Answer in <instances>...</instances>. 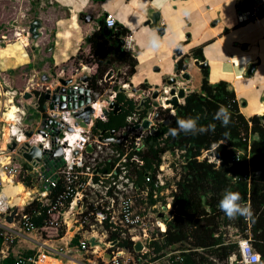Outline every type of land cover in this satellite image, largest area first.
<instances>
[{"label": "built area", "instance_id": "obj_1", "mask_svg": "<svg viewBox=\"0 0 264 264\" xmlns=\"http://www.w3.org/2000/svg\"><path fill=\"white\" fill-rule=\"evenodd\" d=\"M259 10L258 5L254 6L249 17ZM115 21L105 13V27L115 29ZM132 40L131 33L122 39V48L130 53ZM42 74H46V81ZM92 74V66L85 63H79L69 74L65 69L52 74L36 72L26 79L28 86L22 91L7 89L6 76L0 75V98L9 94L12 103L18 102L12 128L21 123V118L34 115L28 113L29 107L35 116H40L35 130L25 123L22 130L11 129L6 139L8 129H2L7 148L12 143L15 147L9 150L7 161L0 168V263L13 256L14 264H179L181 253L191 250L171 249L162 240L166 222L174 214L177 177L173 165H177L182 151L162 153L158 165L146 169L143 180L137 181V173L144 165L142 154L150 142L148 137L159 123L169 121L175 113L167 103L171 86L158 85V96L152 98L154 88H146L142 82L134 84L130 78L121 83L119 89H123L125 100L137 107L145 99L144 108L127 114L120 128L111 134L95 128L97 123L108 120L109 102L117 103V90L113 86L108 91L95 90L89 85ZM106 75L96 80L98 86L106 81ZM81 76L89 79L79 81ZM60 79L71 81L64 86ZM60 88L65 89L63 94ZM79 88L89 90V102L62 109L61 99L57 103L52 100L58 94L64 97L65 104L73 103L67 100L66 90ZM183 102L184 99L179 100V104ZM120 104L117 103L119 107ZM86 107L92 110L88 122L76 116ZM161 113H167V117H159ZM32 147L41 156L40 161L35 160V166L23 157ZM10 154L14 156L10 158ZM23 163L32 169L23 170ZM21 177L30 178L33 188L26 187ZM14 183H20L25 190L14 195L4 191L6 185ZM33 201L37 204L33 214L39 216L41 209V215L46 214L40 227L31 221V214L24 212ZM14 209L17 211L13 220L8 222ZM246 233L247 236L235 237L239 258L230 255L218 262L209 257L213 264H262L260 255L252 250L249 231ZM18 242L33 246L16 250ZM136 243L141 244L140 250L135 249ZM154 243L162 249L154 251ZM26 251L32 254L24 255ZM173 255L176 262L169 260Z\"/></svg>", "mask_w": 264, "mask_h": 264}, {"label": "trees", "instance_id": "obj_2", "mask_svg": "<svg viewBox=\"0 0 264 264\" xmlns=\"http://www.w3.org/2000/svg\"><path fill=\"white\" fill-rule=\"evenodd\" d=\"M263 13L264 8L258 11L257 16ZM251 18L253 17L249 19ZM104 26V20L100 19V27L89 36V60H85L79 53L72 57L75 67H78L79 63L92 66L93 74L89 85L99 92L106 88L107 81L112 78L106 79L102 86H98L96 80L103 79L113 64L126 67V81L135 73L137 65L134 53L122 48V37L128 30L116 24L115 29L105 33ZM9 43L12 41L7 44ZM189 57L203 61L202 46L194 47L189 54L184 55V58ZM182 61L184 60H177L176 69L182 68ZM73 68L66 69V73L69 74ZM113 88L117 90L116 102L121 103L120 113H109L108 120L105 123H97L95 130H117L124 117L136 108L130 100H125L118 90V85H113ZM41 101H44L43 97ZM219 106L227 107L231 114L227 127L214 119ZM159 117L166 118L167 113H161ZM189 117L198 118V126L207 127L214 124L215 131L193 135L178 130L176 136L169 133L170 128H177L178 119ZM159 138L161 142L158 141ZM148 139L150 142L142 154L144 165L137 173V181L143 180L146 169L153 164L158 165L162 153L182 151L177 165H173L177 177L173 198L174 214L166 222V232L162 239L163 245L171 249H191L181 253L180 261L177 262L213 264L209 257L218 262L227 260L230 255L239 258L235 237L247 236L248 230L252 250L260 255L264 264V117L257 114L245 117L240 112V103L230 84L224 80L209 82L208 67L205 65L201 70L199 89L188 92L168 124L159 123L156 133ZM30 168L32 169L30 165L23 163V170L29 171ZM21 179L26 187L33 188L30 178ZM229 188L240 193L242 205L250 206L249 216L230 219L220 209L219 202L225 189ZM35 205L37 204L33 201L25 207L24 212L31 214V221L40 227L46 214L41 215L42 209L39 216L37 213L33 214L37 209ZM230 229L234 230L232 235ZM154 245V251L162 249L160 245ZM23 254L30 255L32 252L26 251ZM14 260L13 256H8L0 264H14ZM169 260L176 262L175 255Z\"/></svg>", "mask_w": 264, "mask_h": 264}, {"label": "crops", "instance_id": "obj_3", "mask_svg": "<svg viewBox=\"0 0 264 264\" xmlns=\"http://www.w3.org/2000/svg\"><path fill=\"white\" fill-rule=\"evenodd\" d=\"M243 1L245 0L46 1L44 6L50 5L48 13L53 12L55 15H45L44 21H41L44 14L40 7L35 13V19L41 23L35 48L33 45L31 47L32 53L37 54L35 71L47 72L48 62L50 67H54L66 62L70 55L75 56L81 49L86 35L96 29V23L93 19L91 22L83 20L84 28L81 30L84 33L79 36L76 30L80 27L77 21L82 20L79 15L86 13L96 18L98 14L108 12L116 19L117 24L132 35L133 53L137 59L135 73L131 77L134 84L144 80L150 81L151 85L162 84L164 78L174 71V48L180 47L182 55H187L192 48L202 46V62L208 67L209 82H228L235 91L240 112L245 117L254 114L264 117V13L252 19H244L237 13ZM16 6H21L16 0H0V25L5 21L6 11H18ZM152 11L159 12V24L164 26L163 34L146 24ZM64 20H71L73 25L55 31L57 24ZM53 27L54 30L48 33V28ZM147 33H155L159 44L149 41ZM189 58L188 68L193 66L192 61L195 60L193 57ZM27 62L31 63V59ZM251 64L254 65V70L248 73ZM22 65L14 64L12 69ZM156 68L158 71H154ZM233 233L234 230L230 229V234ZM232 237L234 239L235 235ZM26 245L33 246L18 242L15 248L23 249Z\"/></svg>", "mask_w": 264, "mask_h": 264}, {"label": "rangeland", "instance_id": "obj_4", "mask_svg": "<svg viewBox=\"0 0 264 264\" xmlns=\"http://www.w3.org/2000/svg\"><path fill=\"white\" fill-rule=\"evenodd\" d=\"M2 1H4V0H2ZM8 1H10V0H8ZM11 1L15 2V0H11ZM16 1H18L20 3V5H21L20 8H22V12H23V16H24L23 17L24 18V22H23L24 31H22L23 37H20L21 39L12 41V43L11 44L9 43V45L7 44L8 43L7 42L4 47H0L1 48L0 49V73H1L0 75L3 74L6 76L5 78L7 80L8 85H9V86H7V89H11V90L12 89H16V90L22 89L23 90L26 86H28V84L25 82L26 77H30L33 75L35 76V73L37 72V71H35V55H37V54L32 53V51H31L32 45L35 48V40L32 39L30 36V33L27 32L28 24L32 20V18L35 16V13L37 12V9H39V7H40L41 12L44 14V16H42L41 21H44L45 15L51 14L54 16L55 13H53V12L48 13V11H49L48 6H50L49 4L44 6V4H46V1H49V0H16ZM33 8H35V13L33 12L34 11ZM53 16H51V17H53ZM77 22L80 25L79 28H76L77 34H79V36H81V34L83 35V33H84L81 30L84 28V25H83L84 21L80 20ZM93 22H94V20H93ZM72 25H73V22L71 20H64L61 24H57L55 31L59 30V29H63V28H65V29L69 28V26H72ZM81 25H83V27ZM93 26H94V24H93ZM52 30H54V27L48 28L47 32L49 33ZM70 30L72 31V27L70 28ZM76 30H75V32H76ZM85 31H88V30H85ZM87 45H88L87 43L83 44L81 49H79L77 52V54L79 53V55H83V58L85 60L90 59L89 48H88L89 46H87ZM5 48L7 50H5ZM73 56L74 55H70V58L66 62L58 63L54 67L53 66L50 67L51 64H50V62H48L47 73L52 74V73L58 72L60 69L66 70L68 68L70 69L71 67H75L73 64V59H72ZM37 57H36V59H37ZM28 59H31V63L27 62ZM45 60L49 61V59H47V58ZM14 64H18V66L21 64H23V65H22V67L20 66L18 68H15V70H14V69H12V65H14ZM27 64H29V65H27ZM88 65H90V64H88ZM111 68H112L111 70H113V76H112V80L107 81V83H106L105 90L107 89V91L113 85L120 86L121 83L126 82V77H127L124 74V71L126 72V67H119L118 64H113L111 66ZM119 68L121 69V70H119L121 72H119L117 74ZM188 69L191 73V77H190L189 81L186 82V86L189 87L192 91H196L199 89L200 80H201L200 70L195 66H190ZM2 71H4L5 73H3ZM34 80H35V78H34ZM11 90H9V91H11ZM9 97H10V95L6 94L5 96L0 98L1 99L0 100V168H1V165L7 161L6 158H7V153L9 152V148H7V146H6V143H7L6 136L9 135L10 130L13 129L14 131H17V127H18V130H22V128L25 126L24 125L25 123L28 124V126L30 127L31 130H35V129H37L38 121H40L39 115H36V116L34 115L33 119L21 118L20 119L21 123L17 124L15 122L16 127L12 128V126H13L12 121L6 120L5 116L2 115V112H4V114L10 113V111L12 113H14V110L11 108L14 106H8L7 105L8 103L6 100ZM16 97H18V95ZM19 99H17V100L19 101ZM17 103H16V101H14L13 104L16 105ZM22 103H24V101H22ZM27 103H29L28 105H30L29 101ZM28 113L29 114H36L31 107H29ZM10 116L11 115H9V117ZM78 122L80 125H83V123L80 120ZM5 126L8 129V133L5 134L6 139H3L2 138V129ZM5 131L7 132V130H5ZM9 156L11 158L14 155L10 154ZM11 185L12 186H10L6 189L7 191L8 190L9 191H17L19 193V192H22L25 190L21 184L18 185L17 183H14ZM6 187H7V185L5 186V188ZM35 190H36V188H35ZM74 254H75V256H79L77 253H74ZM219 264H221V263H219Z\"/></svg>", "mask_w": 264, "mask_h": 264}, {"label": "water", "instance_id": "obj_5", "mask_svg": "<svg viewBox=\"0 0 264 264\" xmlns=\"http://www.w3.org/2000/svg\"><path fill=\"white\" fill-rule=\"evenodd\" d=\"M253 3V4H252ZM242 5L244 6V9L243 10H237V13L239 16H245L247 18H249V14L250 12L253 11V7L254 6H259L260 9L264 8V0H250V1H243ZM245 9H248L247 11ZM147 21H146V24H150L152 27H155L161 34H163L164 32V26L159 24V19H160V15H159V12L157 11H152L148 17H147ZM84 21H87V22H90L92 21L91 19V16L90 15H87L86 18L84 19ZM40 25V22L35 20L31 23L30 25V29H29V33H30V36L32 39H36L37 36H38V32L36 31L37 30V27H39ZM104 32L105 33H108L110 31V29H108L107 27H104L103 28ZM88 37L89 35H87L85 37V42L87 43L88 42ZM182 51H181V48L179 47H176L172 50V59L173 61L176 63V61L182 57ZM190 63V58H184V64L185 65H189ZM192 65L197 67L198 69H203L205 67V63L204 62H201L200 60L198 59H195L192 61ZM175 66V64H174ZM174 71H176L177 69L174 67L173 69ZM254 70V65L251 64L249 65L248 67V73H252ZM154 71H158V68L154 69ZM119 73V71L117 72V74ZM113 74V71L110 70L107 75H106V79H109L111 77V75ZM188 72H184L181 77L185 76L186 78H188ZM42 80L46 81L47 80V76L46 74H42ZM89 79L88 76H81L79 77V81H87ZM177 80V77H174L172 75L168 76V77H165L164 78V81L165 82V86H171V89L169 91V94L171 95V98L167 101V103H170L173 107V109H176L177 106L179 105V100L181 99H184L185 96H186V93L187 92H190V88H184V87H179V86H173L175 84V81ZM61 82L62 85H67L71 80L68 79V80H64V79H60L59 80ZM184 82H187L184 80ZM142 85L146 88H154V91L152 93V98H156L158 96V92H157V88H158V85H151L147 80H144L142 82ZM120 92H123V89H118ZM135 90V88H133V91ZM59 92L61 94H63L65 92V89L64 88H60L59 89ZM66 93L68 94L67 95V100L68 101H74L73 103H66L65 102H62L64 100V97H61L60 95L58 94H54L53 97H52V100L54 102H58L59 99H61L62 101H59V104H60V108L62 109H65V108H71V106L73 107H76V106H79V105H82L83 102L84 103H87L89 102L90 98H89V90L88 89H82V88H79L77 91L76 90H66ZM85 95H83V94ZM29 97V95H28ZM27 97V98H28ZM45 99H48L49 95L48 94H45ZM76 100V101H75ZM144 101L145 99H142L140 104L136 107V110H142L144 108ZM52 106V104H51ZM109 108L111 109V112L113 114H117L120 112V107L117 105V103L115 102H109ZM92 110L89 108V107H86L85 108V111L82 113V114H78L76 115L77 117L79 118H82L85 122H88L89 121V115L91 114ZM34 115H30L28 116L29 119H33ZM165 124H168V121L165 122ZM110 133L112 134L113 133V130L110 131ZM156 131L155 130H152V134H155ZM254 138H256V136H254ZM108 141H110V139H106ZM15 147V143H12L10 146H9V150H12L13 148ZM59 151V150H58ZM60 152V151H59ZM23 157L24 159H26L27 161H30L32 162V164L35 166L37 165V162L36 161H40L41 160V156H40V153L37 149H35L34 147L30 148L28 152H24L23 153ZM36 160V161H35ZM17 209H14L13 212H12V215L8 216L7 217V221L8 222H12V216L16 213ZM135 249L136 250H140L141 249V244L140 243H136L135 244Z\"/></svg>", "mask_w": 264, "mask_h": 264}, {"label": "clouds", "instance_id": "obj_6", "mask_svg": "<svg viewBox=\"0 0 264 264\" xmlns=\"http://www.w3.org/2000/svg\"><path fill=\"white\" fill-rule=\"evenodd\" d=\"M149 41L159 44L158 38H156L155 33H147ZM215 120H219L222 126L227 127L231 120V114L227 107L219 106L215 116ZM198 118H181L177 120V128H170L169 133L172 136L178 134V130L184 132L185 134H202L209 130L215 131V125L210 124L207 127L198 126ZM241 195L238 191H233L230 188L225 189L222 198L219 202L220 209L225 213V215L233 219L237 216H249L251 214L250 206L242 205L240 203Z\"/></svg>", "mask_w": 264, "mask_h": 264}, {"label": "flooded vegetation", "instance_id": "obj_7", "mask_svg": "<svg viewBox=\"0 0 264 264\" xmlns=\"http://www.w3.org/2000/svg\"><path fill=\"white\" fill-rule=\"evenodd\" d=\"M247 1H250V0H247ZM18 10L16 13H13V12H5L6 14L4 15L5 17V21L3 23H1L0 25V47H4L5 44L7 42H10V41H14V40H18V39H21L20 37H23V32L24 29H23V22H24V16H23V12L21 10L20 7L16 6ZM244 9V6L241 5L240 8L238 10H243ZM33 12L35 13V8H33ZM105 13L106 12H103L101 14H98L96 18H94L93 16H91V19L94 20V22L96 23V29L100 27V19H103L104 20V17H105ZM3 15V14H2ZM89 15V14H81L79 15V18L84 20L86 18V16ZM257 16V14L255 15ZM254 16V17H255ZM253 17V18H254ZM250 18V17H249ZM249 18H244V19H249ZM96 19V20H95ZM252 19V18H251ZM39 21L38 19H35V16L32 18V20L29 22L28 24V29H27V32L29 33V29H30V25L33 21ZM91 22V21H90ZM115 23L117 24V22L115 21ZM105 27V26H104ZM108 29H112V28H108ZM95 30V29H94ZM93 30V31H94ZM20 31V32H19ZM38 33H40L41 31V23L39 25V27H37V30H36ZM92 33V32H91ZM87 34L90 36V34ZM129 34V32H127L125 35ZM86 35V36H87ZM124 35V36H125ZM123 36V37H124ZM38 37V36H37ZM122 37V39H123ZM37 39V38H36ZM89 39V37H88ZM35 40V39H34ZM86 42L84 41V44ZM89 42H87L88 44ZM89 46V44L87 45ZM89 48V47H88ZM180 48V47H179ZM47 49V48H46ZM190 53V52H189ZM179 59L181 60H184V55L182 57H180ZM177 62V61H176ZM202 62V61H201ZM188 65H185L184 64V61H182V68L180 69H177L176 71H173L172 73V76L174 77H177V80L175 81V85L179 86V87H184V88H187L186 86V82L185 81H189L190 77H191V73L187 67ZM176 68V66H174ZM200 70V73H201V70L202 69H199ZM184 72H188V78H186L185 76L181 77V75L184 73ZM165 82H163L162 84H164ZM189 88V87H188ZM190 91H192L190 89ZM188 93V92H187ZM186 93V94H187Z\"/></svg>", "mask_w": 264, "mask_h": 264}, {"label": "bare ground", "instance_id": "obj_8", "mask_svg": "<svg viewBox=\"0 0 264 264\" xmlns=\"http://www.w3.org/2000/svg\"><path fill=\"white\" fill-rule=\"evenodd\" d=\"M170 42V41H169ZM168 63V62H167ZM164 65V64H163ZM163 65H160V66H163ZM166 65V64H165ZM142 68V67H141ZM140 69V68H139ZM164 69V68H163ZM143 71V70H142ZM141 71V72H142ZM139 73V72H138ZM7 105L8 106H14V107H11L13 110H14V113H12L11 111H10V113H5L4 114V116L7 118V120H10V121H15V117H16V111H18V109H17V106L16 105H14L12 102H11V98L9 97V98H7ZM9 115H11L10 117H9ZM2 120V119H1ZM10 124V123H9ZM11 127V126H10ZM4 160V159H3ZM11 185V184H10ZM18 185H20V183H18ZM7 186H9V184L7 185ZM12 186V185H11ZM7 188H4V191H6L8 194H12V195H14V194H16V193H18L17 191H7L6 190Z\"/></svg>", "mask_w": 264, "mask_h": 264}]
</instances>
